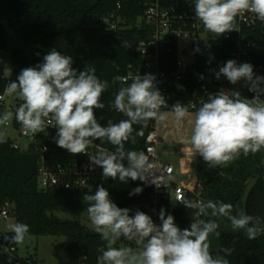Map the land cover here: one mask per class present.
<instances>
[{
  "label": "clouds",
  "instance_id": "obj_1",
  "mask_svg": "<svg viewBox=\"0 0 264 264\" xmlns=\"http://www.w3.org/2000/svg\"><path fill=\"white\" fill-rule=\"evenodd\" d=\"M194 7L196 19L205 31L218 37L239 31L235 21L245 12L264 22V0H194ZM72 65V56L53 48L42 63L22 69L17 79L5 88L7 95H15L22 102L14 113L6 111L0 115V126H7L13 117L25 135H36L54 126L56 144L71 154H88L87 148L94 141L107 142L114 151L102 150L89 156L92 165L102 168L104 179L118 178L125 183L129 178L147 180L153 170L147 157L126 150L125 144L129 141L135 144L138 136L143 137L149 121L168 119L169 112L161 109L169 106L155 83V76L138 75L130 83L126 77H115L113 83L119 81L121 87L111 107L126 119L101 126L94 109H105L101 97L109 82L100 80L95 68L79 71ZM214 74L217 79L226 77L233 85L244 80L255 95L249 99L236 90H221L209 94L195 111L190 143L194 153L211 168L227 166L240 155L246 157L264 149V99L261 98L264 76L255 75L252 64H237L235 60H228ZM170 111L177 121L189 116L188 107L179 102ZM134 125H140L139 130ZM5 142L6 134L0 131V143ZM158 179L154 177L151 183L159 187ZM142 190L136 187L130 196ZM82 199L88 205L86 212L95 233L106 242V247L100 249L103 264H230L226 257L231 255L232 248H224L225 255L215 257L210 252V235H219V225L212 218H227L234 230H244L248 240H256L264 233L259 216L242 210L233 214V205L223 201L178 199L187 209L194 210L189 227L181 229L163 208L159 212V225L139 210L130 216V209L118 207L102 185ZM7 229L12 234L11 241L17 245L29 233V225L21 222L10 223ZM121 238L135 247L115 246Z\"/></svg>",
  "mask_w": 264,
  "mask_h": 264
},
{
  "label": "trees",
  "instance_id": "obj_2",
  "mask_svg": "<svg viewBox=\"0 0 264 264\" xmlns=\"http://www.w3.org/2000/svg\"><path fill=\"white\" fill-rule=\"evenodd\" d=\"M153 0H0V92L15 81L22 69L35 67L43 62V57L53 48L63 55L72 56L73 68L83 71L95 68L100 80H107L109 88L102 94L105 109H94L101 126L116 123L126 117L111 107L115 93L121 83L115 77H124L137 70L143 63L139 45L149 38L151 28L145 21L139 22L147 3ZM166 5H175L181 11H188L194 0H162ZM118 11L126 20L127 27L113 31L106 29L98 17ZM251 37L259 45H264V22L250 31ZM236 42L219 39L210 56H198L197 72L214 73L231 60ZM165 69L174 70L176 55L166 58ZM130 83V81H128ZM200 83L191 76L174 87L181 97L173 104L190 98ZM218 93V92H217ZM0 115L2 109L0 106ZM156 121H149L143 137L137 142L125 144L126 150H141L145 138ZM1 127V126H0ZM139 130L140 125H134ZM114 149V147L107 142ZM264 149L248 156L240 155L227 166L211 168L197 154L194 176L196 185L185 199L213 200L230 203L236 211L251 216H259L264 226ZM39 154L31 149L21 151L11 145V140L0 143V208H8L15 222L29 225L28 235H55L67 239L66 251L71 260L82 264H97L106 247L99 234L84 225L79 216L83 211V196L94 194L93 190L42 189L38 178ZM254 179L249 188V181ZM130 190L115 191L117 206L126 208L141 205V211L152 202L154 189L139 179ZM99 186V185H98ZM141 187V193L131 195L133 189ZM158 225L161 208L165 214L174 217L181 228L189 227L194 210L173 202L168 193L158 194ZM62 211L73 219H62L55 214ZM216 219L219 235L211 234L210 252L225 255L224 248H232L226 258L230 264H264V233L256 240H248L244 230H234L231 222L224 217ZM11 234V233H10ZM6 234L1 233L0 242ZM130 247L134 243L121 238ZM119 240V241H121ZM23 264H29L25 261Z\"/></svg>",
  "mask_w": 264,
  "mask_h": 264
},
{
  "label": "built area",
  "instance_id": "obj_3",
  "mask_svg": "<svg viewBox=\"0 0 264 264\" xmlns=\"http://www.w3.org/2000/svg\"><path fill=\"white\" fill-rule=\"evenodd\" d=\"M98 21L106 29L113 31L127 27L126 20L118 11L99 16ZM143 21L151 28L149 38L142 40L139 45L143 63L137 70L130 71L124 77L131 82V79L138 75L153 74L156 78L155 83L169 106V108H162V111L171 112L170 108L174 105L173 102L181 97V93L174 90V87L190 76L195 78L200 86L190 98L181 102L188 107L189 113L195 112L207 100L209 94H216L221 90H236L243 97L249 99L255 95L248 90L244 80L233 85L224 76L217 79L215 72L199 74L196 70L198 56L212 55L216 49V42L225 38L236 42V47L231 53V60H235L237 64L250 63L253 65L255 75L264 76V45H259L250 33L261 21L256 19L253 13L245 12L236 18L235 26L239 31L233 30L219 37L205 31L202 23L196 19L194 4L189 6L188 11L183 12L175 5H166L162 0H153L146 5L145 12L139 22ZM197 48L199 51L196 50ZM173 54L176 55L174 70L165 69L166 58L168 59ZM218 70L219 68L215 71ZM261 87H264V84ZM8 96L5 90L0 92L2 114L6 111L14 113L18 104L22 102L16 99L8 104L6 101ZM261 98L264 99V96ZM158 123L159 121H156L153 129L147 134L144 148L137 151L147 157L153 168L152 175H149L144 181L154 189L152 202L145 207L144 213L149 215L157 225L158 194L168 193L173 202L179 203L177 200L185 199L189 191H192L196 185L195 183L193 187H188L174 182L172 180V175L175 172L174 167L171 164L162 165L159 162ZM4 127L12 128L17 132L19 138L28 140L25 145H21L17 140H11V145L15 149L21 151L33 149L39 154L38 178L39 186L42 189L84 191L86 189L93 190L98 185H102L106 189L107 186L114 185V180L112 178L104 179L102 168L92 165L89 160L90 155L99 151H114L109 145L94 141L87 148L88 154H71L56 144L57 128L54 126L50 125L45 132L36 135H25L21 125L13 117ZM189 162L190 157L186 152L185 166H189ZM123 163L125 166L128 164L127 160H124ZM154 177L159 178L157 180V183L161 184L159 187L151 183ZM142 207L137 204L126 208L130 209L129 215L133 216L137 210L141 211ZM0 215L3 218H8V209L0 208ZM97 264H103L102 260H99Z\"/></svg>",
  "mask_w": 264,
  "mask_h": 264
},
{
  "label": "rangeland",
  "instance_id": "obj_4",
  "mask_svg": "<svg viewBox=\"0 0 264 264\" xmlns=\"http://www.w3.org/2000/svg\"><path fill=\"white\" fill-rule=\"evenodd\" d=\"M16 99L18 98L15 95H9L6 101L10 104ZM194 113L190 112L188 117L177 121L174 115L169 112L168 119L159 121L157 125L160 135L159 162L162 165L171 164L175 169L172 180L188 187H193L196 183L194 170L197 154L194 153L190 143ZM0 131L6 134V140H17L21 145H25L28 141L25 138H19L17 132L12 128L1 126ZM186 152L190 157L189 166H185ZM253 183L254 179H251L249 188ZM133 187L134 184L130 178L126 183L119 181L117 178L114 180V185L112 187L107 186L106 190L109 192L110 199L117 205L114 192L130 190ZM87 207L88 205L84 203L79 219L84 225L94 231L86 212ZM55 214L62 219L74 218L72 215L62 211H56ZM14 222L15 218L10 213L8 218H3L0 215V233H4L9 237L4 242H0V264H23L25 261H28L29 264H82L80 260H71L68 257L66 251L67 239L64 236L49 234L27 235L22 243L15 244V242L11 241L10 237L12 234L7 229V225ZM115 246L129 245L121 240Z\"/></svg>",
  "mask_w": 264,
  "mask_h": 264
},
{
  "label": "water",
  "instance_id": "obj_5",
  "mask_svg": "<svg viewBox=\"0 0 264 264\" xmlns=\"http://www.w3.org/2000/svg\"><path fill=\"white\" fill-rule=\"evenodd\" d=\"M132 183H133V184H135V183H136V181H132Z\"/></svg>",
  "mask_w": 264,
  "mask_h": 264
}]
</instances>
